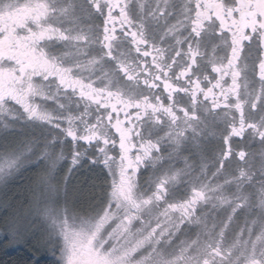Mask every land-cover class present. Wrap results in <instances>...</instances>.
<instances>
[{"label": "snow or ice", "instance_id": "obj_1", "mask_svg": "<svg viewBox=\"0 0 264 264\" xmlns=\"http://www.w3.org/2000/svg\"><path fill=\"white\" fill-rule=\"evenodd\" d=\"M0 119L107 169L90 211L48 184L14 222L59 264H264V0H0ZM218 121L213 185L193 161ZM5 151L0 180L27 159Z\"/></svg>", "mask_w": 264, "mask_h": 264}, {"label": "rangeland", "instance_id": "obj_2", "mask_svg": "<svg viewBox=\"0 0 264 264\" xmlns=\"http://www.w3.org/2000/svg\"><path fill=\"white\" fill-rule=\"evenodd\" d=\"M4 123L5 121L0 119V165L4 163V157L7 155L6 148L8 153L13 149L23 151L27 159L0 180V226L5 237L13 244L30 243L33 246L46 245L54 249V245L47 242V235L39 225L31 232L18 234L13 224L20 217H26L28 220L36 218L34 201L37 197H43L48 184L58 189V196L54 194V198L58 200L60 207L64 206L67 199L70 206L75 204L78 209L90 211L94 205L93 196L99 198L102 188L106 186H100L98 180L101 176L96 166L91 165L90 161H85L88 157L91 160L88 153L93 149L86 152L85 149L79 148L83 155L78 163L73 165V152L77 147L69 137L62 134L57 136L58 129L49 128V124L40 121L36 123L41 127H23L26 122L21 121L19 124L9 125L7 131L14 134L5 139ZM204 154L205 151L202 156L198 155L193 163L203 160ZM175 163L177 168L184 167L183 158ZM98 166L104 171L107 170L102 162L98 163ZM216 183L223 184L222 176L218 175L214 184ZM232 191H235L234 187L229 190L228 186H225L223 195L230 196ZM255 211L258 212L259 209ZM244 220L245 216H240L236 223L242 225ZM55 252L60 261L58 249Z\"/></svg>", "mask_w": 264, "mask_h": 264}, {"label": "trees", "instance_id": "obj_3", "mask_svg": "<svg viewBox=\"0 0 264 264\" xmlns=\"http://www.w3.org/2000/svg\"><path fill=\"white\" fill-rule=\"evenodd\" d=\"M101 178L98 182L100 186H105ZM55 251L46 245L13 244L5 237L3 228L0 226V264H59Z\"/></svg>", "mask_w": 264, "mask_h": 264}, {"label": "flooded vegetation", "instance_id": "obj_4", "mask_svg": "<svg viewBox=\"0 0 264 264\" xmlns=\"http://www.w3.org/2000/svg\"><path fill=\"white\" fill-rule=\"evenodd\" d=\"M177 2H179V0H177ZM249 79L250 80L252 79L251 74L249 75ZM255 87L258 89L259 84L256 83ZM45 107L47 108L48 111H54L56 106L52 101H48ZM50 127L54 128L51 124H49V128ZM224 131H225L224 122L218 121L217 124L214 125L212 129L209 131L207 137L204 138L205 154L203 156V161L205 162V172H204V175L206 177V180L204 181L205 183H212L213 185H215L214 182L216 178L218 177V175L214 176L213 173L215 172V158L219 156V149L222 146V136H223ZM81 145L83 146L81 147ZM75 147L87 149V151L91 149V147L84 144L83 141H81L79 144H76ZM85 161L86 162L90 161V158L88 157ZM95 166H96L95 167L96 169L100 170V174L102 178L105 180V177L107 175V172H106L107 170L104 171V169L102 167L100 168L98 164H96ZM231 171H232V168L228 170L229 173Z\"/></svg>", "mask_w": 264, "mask_h": 264}]
</instances>
